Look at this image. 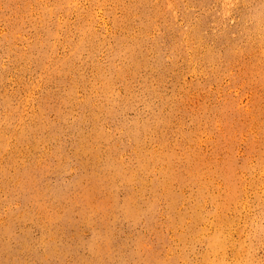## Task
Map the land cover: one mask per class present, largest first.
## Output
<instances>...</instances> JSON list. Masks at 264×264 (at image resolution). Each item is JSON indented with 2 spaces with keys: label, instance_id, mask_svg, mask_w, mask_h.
Listing matches in <instances>:
<instances>
[{
  "label": "rangeland",
  "instance_id": "obj_1",
  "mask_svg": "<svg viewBox=\"0 0 264 264\" xmlns=\"http://www.w3.org/2000/svg\"><path fill=\"white\" fill-rule=\"evenodd\" d=\"M0 264H264V0H0Z\"/></svg>",
  "mask_w": 264,
  "mask_h": 264
},
{
  "label": "bare ground",
  "instance_id": "obj_2",
  "mask_svg": "<svg viewBox=\"0 0 264 264\" xmlns=\"http://www.w3.org/2000/svg\"><path fill=\"white\" fill-rule=\"evenodd\" d=\"M160 6H161V5H160ZM149 7H150V6H149ZM187 13H188V12H187ZM124 16H125V15H124ZM142 19H143V17H142ZM128 20H129V19H128ZM105 25H106V24H105ZM182 25H183V24H182ZM182 39H183V38H182ZM180 40H181V39H180ZM79 78H80V77H79ZM93 99H94V98H93ZM129 125H130V124H129ZM129 125H128V126H129ZM52 131H53V130H52ZM61 131H62V130H61ZM61 142H62V141H61Z\"/></svg>",
  "mask_w": 264,
  "mask_h": 264
}]
</instances>
